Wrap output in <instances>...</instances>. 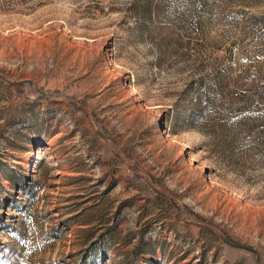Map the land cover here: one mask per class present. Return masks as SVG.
Listing matches in <instances>:
<instances>
[{
    "label": "rangeland",
    "instance_id": "374dc122",
    "mask_svg": "<svg viewBox=\"0 0 264 264\" xmlns=\"http://www.w3.org/2000/svg\"><path fill=\"white\" fill-rule=\"evenodd\" d=\"M0 264H264V0H0Z\"/></svg>",
    "mask_w": 264,
    "mask_h": 264
},
{
    "label": "water",
    "instance_id": "95a60500",
    "mask_svg": "<svg viewBox=\"0 0 264 264\" xmlns=\"http://www.w3.org/2000/svg\"><path fill=\"white\" fill-rule=\"evenodd\" d=\"M20 84H24V82L18 83V85H20ZM28 84L33 85V83L30 82V81L28 82ZM36 90H37L38 93L42 94L43 96H47V97H48V95H47L45 92L41 91L40 89H36ZM71 104H72V105H76L75 102H71ZM100 135H101L105 140H107V138H106V137L104 136V134H102L101 132H100ZM228 243H229L231 246H233V247H237V248H240V249L247 250V251H249V252H251V253H253V254H255V255L258 256L257 251L254 250V249H252V248H250V247L243 246V245H236V244H233V243H231V242H228ZM258 259H259V258H258Z\"/></svg>",
    "mask_w": 264,
    "mask_h": 264
},
{
    "label": "bare ground",
    "instance_id": "6f19581e",
    "mask_svg": "<svg viewBox=\"0 0 264 264\" xmlns=\"http://www.w3.org/2000/svg\"><path fill=\"white\" fill-rule=\"evenodd\" d=\"M218 185V184H217ZM219 186V185H218Z\"/></svg>",
    "mask_w": 264,
    "mask_h": 264
}]
</instances>
